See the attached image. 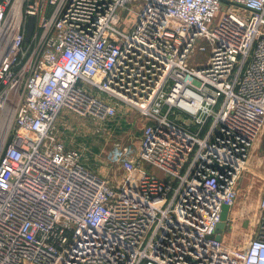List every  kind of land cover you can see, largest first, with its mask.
<instances>
[{"label":"built area","instance_id":"1","mask_svg":"<svg viewBox=\"0 0 264 264\" xmlns=\"http://www.w3.org/2000/svg\"><path fill=\"white\" fill-rule=\"evenodd\" d=\"M118 104L145 124L113 186L52 130ZM263 133L264 0H0V264H264V193L217 239Z\"/></svg>","mask_w":264,"mask_h":264},{"label":"rangeland","instance_id":"2","mask_svg":"<svg viewBox=\"0 0 264 264\" xmlns=\"http://www.w3.org/2000/svg\"><path fill=\"white\" fill-rule=\"evenodd\" d=\"M197 57L200 58L202 55L198 53ZM144 124L143 116L125 104H118L116 116L103 120L82 116L65 107L55 121L52 136L68 148L79 150L83 163L115 186L116 182L122 179L123 171L114 159L113 151L119 147H127L137 152ZM259 140L261 141L259 152L264 154V133ZM247 203H249L247 197L241 199L244 206L240 204L242 206L239 208L240 215L235 221L245 223V230L234 240L230 237V244L225 242L227 247L238 252L247 248L256 238L254 228L257 225L258 209L255 211V207L252 208V204Z\"/></svg>","mask_w":264,"mask_h":264},{"label":"crops","instance_id":"3","mask_svg":"<svg viewBox=\"0 0 264 264\" xmlns=\"http://www.w3.org/2000/svg\"><path fill=\"white\" fill-rule=\"evenodd\" d=\"M259 139L250 152L247 170L239 182L237 197L238 203L236 202L237 205L229 209L227 213V222L222 234L224 243L227 242L230 244L231 242L229 241V238L232 237L233 240L236 239V236H239L246 228L244 226L245 223L241 224L235 222L237 221V217L240 215L239 208L244 206L241 204V199L247 197L249 200L247 205L252 204L251 206L252 208L255 207V211L258 209L259 202L262 199L264 193V154H260L259 152L261 146V141ZM240 204L242 206H240ZM247 205L245 206L246 208H248ZM254 229L255 234H257V225Z\"/></svg>","mask_w":264,"mask_h":264},{"label":"water","instance_id":"4","mask_svg":"<svg viewBox=\"0 0 264 264\" xmlns=\"http://www.w3.org/2000/svg\"><path fill=\"white\" fill-rule=\"evenodd\" d=\"M34 25H35V18L31 17L27 24V33H26V44H28L32 38L33 31H34ZM229 211L228 207H224L223 214H222V222L218 225L217 228V239H221V235L224 231V228L226 226L227 222V213Z\"/></svg>","mask_w":264,"mask_h":264}]
</instances>
